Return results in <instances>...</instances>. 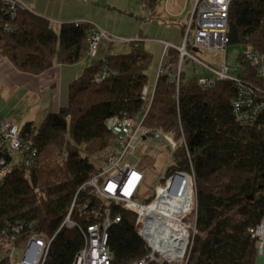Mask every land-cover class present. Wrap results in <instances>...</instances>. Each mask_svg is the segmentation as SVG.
Listing matches in <instances>:
<instances>
[{
	"label": "trees",
	"instance_id": "obj_1",
	"mask_svg": "<svg viewBox=\"0 0 264 264\" xmlns=\"http://www.w3.org/2000/svg\"><path fill=\"white\" fill-rule=\"evenodd\" d=\"M141 1L149 19H158L154 10L162 0ZM228 9L227 43L247 47L237 58L241 71L230 76L260 95L264 81L246 55H264V0H233ZM0 18L10 26L8 31L0 26V57L22 73L36 76L55 65H74L99 54L100 48L93 56L88 53L87 40L97 31L91 23H62L55 29L22 2L14 17L0 10ZM128 43L127 50L83 68L67 88L66 105L57 112H49L38 124L29 121L19 127L38 155L34 167L12 164L0 181V264L8 263L11 246L31 235L50 244L43 264L73 261L85 242L81 229L98 222L94 212L102 207L90 189H79L102 170L90 162L96 154L107 148L116 153L106 121L120 115L170 136L174 148L166 177L183 172L193 180L196 233L186 264L256 263L249 232L264 215V143L259 131L264 114L252 126L236 120L231 110L236 89L230 79L214 80L211 88L202 90L201 78L188 80L180 71L177 83L179 53L172 47L163 56L152 95L144 94L151 53L140 42ZM193 51L188 46L191 55ZM103 67L110 74L97 83ZM71 206L69 219L75 226L61 227ZM112 214L120 215L121 221L111 223L107 231L110 262H139L148 250L134 227L135 216L116 207ZM8 223H20V233L4 231Z\"/></svg>",
	"mask_w": 264,
	"mask_h": 264
},
{
	"label": "built area",
	"instance_id": "obj_2",
	"mask_svg": "<svg viewBox=\"0 0 264 264\" xmlns=\"http://www.w3.org/2000/svg\"><path fill=\"white\" fill-rule=\"evenodd\" d=\"M233 0H194L192 12L184 29V39L181 47L166 45L174 48L179 53L178 69L175 80L179 82V74L184 59L193 62L200 61L188 52V46L201 52L212 54H224L228 45L226 34L228 6ZM20 6L18 0H0V10L6 12L9 17H14ZM0 26L4 30H10L4 23ZM113 38L106 31H93L87 40V49L90 56L95 55L102 42H113ZM165 54V53H164ZM247 61L257 70V75L264 81V55L255 51H249ZM221 70L216 67L202 65L213 78H201L198 81L200 89L211 88L214 80H232L236 89V98L231 102V110L240 124L252 126L257 118L264 114V93L260 95L253 87L246 86L240 80L232 78L228 71L230 68L225 60L219 64ZM95 82L101 83L110 74L103 67ZM146 89L144 94H146ZM139 122L131 117L116 116L106 121L116 153L107 158V170L99 171L93 178L81 186L79 191L90 189L93 195L100 200L102 207L94 212L98 222L87 226L82 230L84 245L77 252L70 264H112L107 248V231L111 223L121 221L120 215L112 216V208H121L135 216L134 227L140 238L146 244L148 253L143 259L134 264H147L148 262L165 264H186L190 251L193 235L196 233L194 225V191L191 176L183 172H175L166 177L165 169L171 161V152L174 144L169 136H161L158 131L146 130ZM262 142L264 143V123L259 126ZM153 136H149V135ZM155 139L163 142L162 149L166 153L167 161L158 166L161 150L157 156H150L145 152V141ZM154 154V153H153ZM38 152L31 141H25L19 131V126L9 120H0V181L6 178L12 164L21 163L25 168L35 166ZM11 157L12 161L8 158ZM164 166V171L162 170ZM152 174L156 185L152 195L148 199L139 200L140 191L145 185L147 175ZM184 177L189 182L193 192V205L191 210L180 216L176 222H167V215L162 214L165 208L163 195L165 186L176 184V178ZM184 185V184H183ZM176 188V186H175ZM183 188V186H181ZM70 212L65 216L61 227L73 228L75 224L69 219ZM193 215V216H191ZM192 221V222H191ZM21 224H6L4 231L20 233ZM4 231H1L4 233ZM255 245V255L264 264V215L257 226L249 232ZM22 245L21 257L14 259V249L6 255L7 264H43L47 256L50 244L39 236H26L20 243ZM173 252V253H171ZM3 258V257H2Z\"/></svg>",
	"mask_w": 264,
	"mask_h": 264
},
{
	"label": "crops",
	"instance_id": "obj_3",
	"mask_svg": "<svg viewBox=\"0 0 264 264\" xmlns=\"http://www.w3.org/2000/svg\"><path fill=\"white\" fill-rule=\"evenodd\" d=\"M22 2L25 6L29 7L31 11H34L37 15L41 17L47 18L55 27L62 23H78V22H87L91 23L93 26H98L99 30H106L110 34H120L122 36H126V39H120V42L129 45L128 42L137 41L140 42L142 46L146 49L153 50L155 53L159 54L161 57V64L164 61V53H166V45L171 44L177 47H181V44L184 39V35L181 31H183L182 26L187 25L189 17L192 12V7L194 4V0H182L179 8H175L173 10H169V5L171 0H162V2L157 5L154 12L158 16V21L164 20V17H161L158 8L163 4H165V9H167L169 16H167V23L169 25L173 24L170 20L177 22L174 24L178 27L179 33H181L182 41L180 45H177L175 41L171 39H159V43L157 47L152 48L151 46V37L143 35V32L147 30L149 27L148 34H150V24L148 26L149 20V12L145 11L143 3L141 10L137 7L135 0H118L120 2L121 7H118L122 12L126 13V17L128 19L121 20L117 15L112 17L110 22L106 20H90L87 21H76L74 18L63 19L55 12V16L53 17V9L50 2L52 0H18ZM141 1V0H140ZM142 2V1H141ZM127 11H126V10ZM84 15H89L90 12L86 10ZM93 13H91L92 15ZM89 17V16H88ZM88 19V18H87ZM148 26V27H147ZM103 28V29H101ZM185 29V28H184ZM98 30V31H99ZM106 32V33H107ZM107 33V34H108ZM109 35V34H108ZM110 36V35H109ZM112 37V36H111ZM113 38V37H112ZM148 39V40H147ZM109 43V42H108ZM107 41L102 42V46L99 47L98 55L95 59H91L92 62L103 61L110 53L113 52V48ZM124 44V45H125ZM128 47V46H127ZM129 48V47H128ZM170 49V48H169ZM196 51L195 48H193ZM151 53V51H150ZM220 54V53H216ZM215 59V57H214ZM83 62V68L90 66L87 65L85 59H82L79 63L74 65H55L51 69L47 70L42 74L32 75L28 73H22L18 71L13 64H11L7 59L0 57V120H10L13 123L17 121L20 122L18 125L21 127L26 122L34 121L38 124L46 114L49 112H57L61 107L66 105L68 100L67 88L70 85V82L79 77L81 70H75L76 66L80 65ZM190 61V60H189ZM212 64V63H210ZM213 65V64H212ZM160 66H158V71L155 73L153 78L154 83L155 79L160 72ZM211 66V65H208ZM214 67V66H211ZM207 72V69L203 68ZM210 73V72H209ZM153 83V84H154ZM153 88V87H152ZM148 91V90H147ZM149 92V91H148ZM147 92V93H148ZM152 95V93H151ZM149 96V95H148ZM20 118V119H18ZM17 120V121H16ZM156 131V130H154ZM159 132V131H158ZM159 135H161L159 133ZM170 138V136H169ZM172 143L173 140L170 138Z\"/></svg>",
	"mask_w": 264,
	"mask_h": 264
},
{
	"label": "rangeland",
	"instance_id": "obj_4",
	"mask_svg": "<svg viewBox=\"0 0 264 264\" xmlns=\"http://www.w3.org/2000/svg\"><path fill=\"white\" fill-rule=\"evenodd\" d=\"M35 1H41V0H35ZM136 1V5L137 7L141 10L142 8V2L140 0H135ZM182 0H171V3L169 5V10H173L174 7L175 8H179L180 3ZM123 2V0H122ZM50 4L52 5V9H53V17L55 16V12L60 15L61 18L63 19H67V18H74L76 19V21H87L88 22L90 20H95L98 21V19L101 20H106L107 22H110L112 20V17L114 15H117V17H119V19L121 20H126L128 19L126 17V13L122 12L118 7L120 5V2L118 0H52V2H50ZM165 9V4H163V6L161 5L158 8V12L160 14L161 17H164V20L158 21L153 19L152 21L149 20V24H150V34H148L147 31H149V27L147 28L146 31L143 32V35L145 36H150L151 37V46L152 48L157 47V44L159 43V39L164 38V39H171L172 41H175L177 43V45L181 44L182 41V37H181V33H179V29L176 25L171 24L169 25V23H167V16H169V13ZM88 10L90 12V14L84 15L83 13ZM126 10V9H125ZM127 11V10H126ZM91 13H93L91 15ZM88 18V19H87ZM51 25L56 29L57 27H55V25H53L51 23ZM96 30L98 31L100 28L98 26L95 25ZM103 29V28H101ZM104 30V29H103ZM106 31V30H105ZM107 32V31H106ZM108 33V32H107ZM110 36L113 37V42L111 44L112 48H113V52H123L125 50L128 49V45H126L123 42H120V39H126V36H122L119 33L118 34H110L108 33ZM148 40V39H147ZM125 44V45H124ZM151 51V57H152V61L151 64L149 66V70H148V80L149 83L147 85L148 88V95H151L152 93V87H153V83H154V76L155 73L158 71V66H160L161 63V57H160V52L159 54L155 53V51L150 50ZM247 51V47L244 45H228L226 47V65H228V67L230 68V70L228 71L229 75H238L239 72L241 71V65H238L237 62V58L239 55L244 54ZM192 55H194L202 65H211L214 66L216 68H218L219 70H221V66L219 65L222 60L224 59V55L223 54H212L209 52H201V51H193ZM97 57V56H96ZM215 57V59H214ZM87 62V65L90 63H92L91 59H95L93 57L89 58L86 56L84 58ZM83 62L80 63V65L76 66L75 70H82L83 67ZM212 63V64H210ZM201 64H199L198 62H193L192 60L187 61L185 60L182 63V68L181 71L184 73L185 77L190 80V79H194V78H205V77H209V78H213L212 75L207 72L206 70H204L203 66H201ZM160 69V68H159ZM206 69V68H205ZM82 72V71H81ZM81 74V73H80ZM20 119V118H18ZM10 121V120H9ZM17 121V120H16ZM13 123V122H12ZM20 122H16L17 125H21L19 124ZM15 124V123H14ZM162 145L163 142H159L158 140L155 139H147L145 141V152L150 155V156H157L158 153L161 150V158L159 157V162H158V166L162 163H164L165 161L168 160V158L165 156L166 153H164V150L162 149ZM115 149V148H114ZM113 150V148H107L106 151H103L101 153L96 154L91 160L90 162H92L95 166H97L98 168H101L103 171L107 170L108 168V163H106L105 158L111 153V151ZM154 153V154H153ZM162 170L164 171V166H162ZM156 185V181L153 179V175L149 174L147 175L146 179H145V185L142 187L141 191H140V196H139V200H143V199H148L151 195H152V191L154 189ZM193 216V215H191ZM192 222V221H191ZM21 252H22V245L18 244L16 245L15 249H14V259L18 260L21 257ZM255 264H262V260L260 258L256 259V263Z\"/></svg>",
	"mask_w": 264,
	"mask_h": 264
},
{
	"label": "bare ground",
	"instance_id": "obj_5",
	"mask_svg": "<svg viewBox=\"0 0 264 264\" xmlns=\"http://www.w3.org/2000/svg\"><path fill=\"white\" fill-rule=\"evenodd\" d=\"M175 180L176 184H171V186H165L164 188L163 201L166 205L165 208L161 209V212L167 215V222L178 221L179 217L185 213L187 214L193 205V192L190 190L189 182H186L184 177L176 178ZM150 263L153 262H148L147 264Z\"/></svg>",
	"mask_w": 264,
	"mask_h": 264
},
{
	"label": "water",
	"instance_id": "obj_6",
	"mask_svg": "<svg viewBox=\"0 0 264 264\" xmlns=\"http://www.w3.org/2000/svg\"><path fill=\"white\" fill-rule=\"evenodd\" d=\"M149 136H153V135L151 134V135H149Z\"/></svg>",
	"mask_w": 264,
	"mask_h": 264
}]
</instances>
